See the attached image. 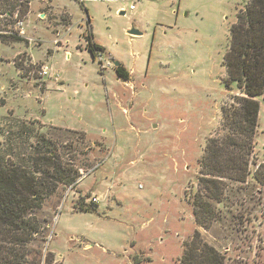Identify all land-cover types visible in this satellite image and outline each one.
<instances>
[{"label":"rangeland","instance_id":"1","mask_svg":"<svg viewBox=\"0 0 264 264\" xmlns=\"http://www.w3.org/2000/svg\"><path fill=\"white\" fill-rule=\"evenodd\" d=\"M246 1L30 0L14 24L0 15V32L22 39L0 40V131L14 117L39 120L32 128L56 140L83 133L80 158L93 164L37 212L45 264H181L195 230L228 263L264 264V186L253 179L264 163V94L247 180L226 181L206 228L192 206L206 145L227 132L221 108L239 94L225 85L223 55ZM88 32L105 48L94 60Z\"/></svg>","mask_w":264,"mask_h":264},{"label":"trees","instance_id":"2","mask_svg":"<svg viewBox=\"0 0 264 264\" xmlns=\"http://www.w3.org/2000/svg\"><path fill=\"white\" fill-rule=\"evenodd\" d=\"M29 6L30 0H0V15L9 20L5 24H14L27 16ZM228 35L223 55L224 82L226 86L235 83L239 94L231 97L229 106L221 108L226 134L211 138L200 160L198 189L192 206L194 220L203 228L215 219L211 201L221 200L228 185L226 181L243 183L249 175L259 113L257 98L264 94V0H247L237 9ZM85 39L92 59L105 50L92 41L91 32ZM0 40L22 39L17 32L2 31ZM19 60L16 59L14 65L21 76H25ZM114 72L119 78L127 79L123 66H116ZM3 105L0 101V106ZM8 113L12 115V112ZM6 120V127L0 131V264H45L46 225L37 212L58 189L74 187L81 171L88 170L93 164L80 158L86 154L83 133L68 130L71 137L56 140L32 128L41 125L38 120L14 117ZM253 179L264 186V163L257 165ZM78 210L95 211L82 207ZM180 263L231 264L217 249L203 241L197 230L185 245Z\"/></svg>","mask_w":264,"mask_h":264},{"label":"water","instance_id":"3","mask_svg":"<svg viewBox=\"0 0 264 264\" xmlns=\"http://www.w3.org/2000/svg\"><path fill=\"white\" fill-rule=\"evenodd\" d=\"M119 14L120 15H124V11H120ZM128 33L131 34V35H140L141 34L138 30H136L133 27L130 28V30L128 31ZM113 65L116 67V66L119 65V63L117 61H113Z\"/></svg>","mask_w":264,"mask_h":264},{"label":"crops","instance_id":"4","mask_svg":"<svg viewBox=\"0 0 264 264\" xmlns=\"http://www.w3.org/2000/svg\"><path fill=\"white\" fill-rule=\"evenodd\" d=\"M130 5V4H129ZM119 9H122V7H120ZM120 12V11H119ZM118 12V13H119ZM129 31V30H128ZM128 33V32H127ZM129 34V33H128ZM130 36H136V35H131V34H129ZM99 45V44H98ZM103 47V46H102ZM105 49V48H104ZM66 56L68 57V54H66ZM92 58V57H91ZM92 60H94V59H92ZM33 62V61H32ZM119 63V62H118ZM44 68H45V71H46V73L44 74V75H48L49 76V69H48V67L46 66V65H44L43 66ZM50 77V76H49ZM39 121V120H38ZM41 124H44V123H42L41 122Z\"/></svg>","mask_w":264,"mask_h":264},{"label":"built area","instance_id":"5","mask_svg":"<svg viewBox=\"0 0 264 264\" xmlns=\"http://www.w3.org/2000/svg\"><path fill=\"white\" fill-rule=\"evenodd\" d=\"M134 8V5L133 4H130L129 5V9L130 10H132ZM46 73V71H45V68L43 67V68H41V71H39V74H45Z\"/></svg>","mask_w":264,"mask_h":264}]
</instances>
